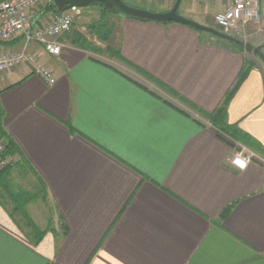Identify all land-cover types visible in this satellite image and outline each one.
<instances>
[{"label": "crops", "instance_id": "1", "mask_svg": "<svg viewBox=\"0 0 264 264\" xmlns=\"http://www.w3.org/2000/svg\"><path fill=\"white\" fill-rule=\"evenodd\" d=\"M179 8L208 27L224 7ZM260 14L246 43L124 16L110 43L63 35L57 57L30 44L55 84L25 65L0 74L18 171L0 177V264H264V166L232 168L246 144L208 119L223 106L264 159V0Z\"/></svg>", "mask_w": 264, "mask_h": 264}, {"label": "built area", "instance_id": "2", "mask_svg": "<svg viewBox=\"0 0 264 264\" xmlns=\"http://www.w3.org/2000/svg\"><path fill=\"white\" fill-rule=\"evenodd\" d=\"M262 0H220L224 7L213 16L214 24L220 33L231 38H248L247 30L256 26L260 30ZM53 0H0V40L11 42L17 38L23 41L22 49L13 53H0V74L12 71L25 65L30 74L38 77L47 86L55 84L50 69L43 66L38 55L28 51L30 44L38 45L50 57L61 54L62 45L59 39L68 33L73 26L75 17L81 14V8H71L63 13L51 16L49 20L42 18L36 21L34 11L45 5H52ZM5 143L0 140V169L8 166L14 159L3 155ZM264 166V159L259 158L252 150L239 146L229 164L237 171H244L253 162Z\"/></svg>", "mask_w": 264, "mask_h": 264}, {"label": "rangeland", "instance_id": "3", "mask_svg": "<svg viewBox=\"0 0 264 264\" xmlns=\"http://www.w3.org/2000/svg\"><path fill=\"white\" fill-rule=\"evenodd\" d=\"M122 2L125 3L126 5L131 6V7H135V8H139V9H143V10H146L149 12L156 13L157 11L160 10L159 6H161L167 2H170L171 7H172L176 3V0H122ZM46 6L47 5H45L44 7H40L39 9L34 11L36 21L37 22L40 21L39 23H41V24H42V18L43 17H45V18H47V20H49V17L51 16L50 12H45L44 9L46 8ZM220 6H221L220 3H217L215 5V7L211 9V12H213L214 10H218L220 8ZM107 9H109V8H107ZM113 9H115V8H113ZM177 12H178L179 16H182L181 8H179ZM54 15H57V14H54ZM120 17H124V15L122 13H114V12L107 13L103 16L100 9L98 7L92 5L90 7L84 8V10L82 9L81 14L78 17H75L73 26L71 27L70 31L68 33H66L65 35H69V34L81 35L83 38H85L89 42L94 40L97 43H110L113 32H116V28H117L118 21H119ZM102 19L107 21L112 26L111 28H109L111 30V34H110V38L107 41H104L103 39L99 38L98 34L91 31V26H93V24L100 22ZM193 22H195V21H193ZM195 23H197V22H195ZM208 28H211V29H214V30L220 32L219 28L214 23H208ZM248 38L245 39L244 43H246L249 40ZM233 39H235V38H233ZM238 39H240V38H238ZM241 43H243V42H241ZM94 48H95V46H94ZM109 48L111 49V46ZM246 48L248 50V46ZM210 124H211V122H210ZM245 147H246V145H245ZM246 148H248V146ZM11 157L13 158V156H11ZM15 166H16V163L13 160L8 166L0 169L1 171H3V173H0V177L2 179L7 178V177H11L13 180L16 173H18V171L15 170V168H14ZM21 176H20V178L22 179L23 175H21ZM28 213H30V211ZM32 219L35 221L40 220V218L38 216L37 217L35 216ZM41 220L43 221V218Z\"/></svg>", "mask_w": 264, "mask_h": 264}, {"label": "water", "instance_id": "4", "mask_svg": "<svg viewBox=\"0 0 264 264\" xmlns=\"http://www.w3.org/2000/svg\"><path fill=\"white\" fill-rule=\"evenodd\" d=\"M180 2L181 0H176L174 6L168 12L165 13H153L143 9L131 7L123 3L122 0H53L52 5L55 6L60 13H63L71 8L84 9L95 4H99L109 9L115 8L126 17L137 18L157 23H178L201 32L209 33L224 40L236 42L235 39L226 36L214 29L201 26L193 21L187 20L179 16L177 11Z\"/></svg>", "mask_w": 264, "mask_h": 264}, {"label": "trees", "instance_id": "5", "mask_svg": "<svg viewBox=\"0 0 264 264\" xmlns=\"http://www.w3.org/2000/svg\"><path fill=\"white\" fill-rule=\"evenodd\" d=\"M93 6L98 7L100 11L102 12L103 16L110 12L120 13L116 9H107L103 7L102 5L95 4ZM44 10L45 12H50L53 14H60V12L56 9V7L50 4H48ZM111 27L112 26L107 21L102 19L100 22L93 24V26H91V31L98 34L99 38L103 39L104 41H107L110 38L111 30L109 28ZM245 75H246L245 71L241 73V75L238 78L237 83L235 84V87L233 88V90H231L227 94L224 102H227L230 99V97L232 96V93L235 91L238 85L242 82ZM223 108L224 107L222 106L215 113L208 115L209 121L211 122L212 125H214L219 131L224 133L230 139L236 142H241V144L247 145L248 143L245 140V135L243 133H241L235 126H230V125L223 123V120H222V117H223L222 115L224 113ZM0 119H1V111H0ZM0 140H3L5 143L3 155L14 156L16 153V147L9 138L5 137V133L3 132L2 127H1V121H0ZM248 146L250 150H253V148L250 147L251 145H248ZM0 173H3V171L0 170ZM229 210L230 208H226L221 214L220 218L221 219L224 218L226 214L229 212Z\"/></svg>", "mask_w": 264, "mask_h": 264}]
</instances>
